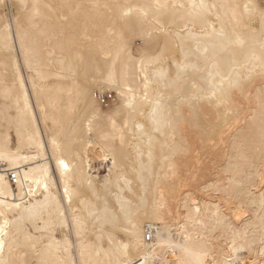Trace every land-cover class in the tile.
Listing matches in <instances>:
<instances>
[{
	"label": "bare ground",
	"instance_id": "obj_1",
	"mask_svg": "<svg viewBox=\"0 0 264 264\" xmlns=\"http://www.w3.org/2000/svg\"><path fill=\"white\" fill-rule=\"evenodd\" d=\"M0 264H264V0H0Z\"/></svg>",
	"mask_w": 264,
	"mask_h": 264
},
{
	"label": "built area",
	"instance_id": "obj_2",
	"mask_svg": "<svg viewBox=\"0 0 264 264\" xmlns=\"http://www.w3.org/2000/svg\"><path fill=\"white\" fill-rule=\"evenodd\" d=\"M111 95L108 93V95H106V93H102L100 94V101L101 103H105V102H108L109 101V98ZM8 179L11 181V183L14 185L16 183V175L13 173V172H9V175H8Z\"/></svg>",
	"mask_w": 264,
	"mask_h": 264
},
{
	"label": "rangeland",
	"instance_id": "obj_3",
	"mask_svg": "<svg viewBox=\"0 0 264 264\" xmlns=\"http://www.w3.org/2000/svg\"><path fill=\"white\" fill-rule=\"evenodd\" d=\"M138 40H136L135 42H137ZM138 43V42H137ZM103 93H106V95H108V92H103ZM110 94V93H109ZM111 96V98H109V101L108 102H105V103H102L103 105H106V104H108V103H110L111 102V100L114 98V94L113 93H111L110 94ZM104 165H102V167L100 166V168L102 169H98V171H100L99 172V175H101V174H104L105 173V170H104V167H103Z\"/></svg>",
	"mask_w": 264,
	"mask_h": 264
}]
</instances>
